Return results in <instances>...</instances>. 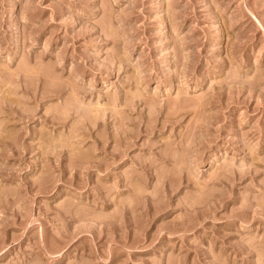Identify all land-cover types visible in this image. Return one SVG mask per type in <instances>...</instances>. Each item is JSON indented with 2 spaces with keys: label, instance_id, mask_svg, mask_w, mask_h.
<instances>
[{
  "label": "rangeland",
  "instance_id": "1",
  "mask_svg": "<svg viewBox=\"0 0 264 264\" xmlns=\"http://www.w3.org/2000/svg\"><path fill=\"white\" fill-rule=\"evenodd\" d=\"M0 264H264V0H0Z\"/></svg>",
  "mask_w": 264,
  "mask_h": 264
}]
</instances>
